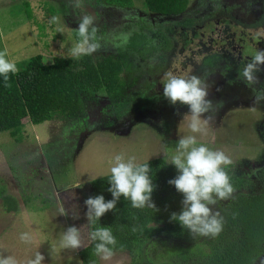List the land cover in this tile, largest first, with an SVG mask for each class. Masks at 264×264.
Returning <instances> with one entry per match:
<instances>
[{"label": "rangeland", "instance_id": "1", "mask_svg": "<svg viewBox=\"0 0 264 264\" xmlns=\"http://www.w3.org/2000/svg\"><path fill=\"white\" fill-rule=\"evenodd\" d=\"M25 1L29 3L32 19L24 13ZM132 1L131 7L121 8L105 0H79V3L77 0H0V52L17 60L19 69L36 54L44 61L53 57L73 59L69 55L77 41L75 28L79 18L88 12L97 17L95 23L101 43L89 57L92 60L104 56L125 57L130 71H123L121 76L125 80L137 77L140 82L151 70L149 61H160L157 53L153 51L144 56L127 44L117 47L112 37L120 32L130 31L131 35L142 32L155 43L157 37L154 39L151 28L166 29L164 22H180L182 17L194 13L203 0H189L187 9L177 15L154 13L144 7L143 0ZM221 1L225 4L243 2ZM167 30L177 35L180 51L181 33L172 26ZM239 43V40L230 42L229 47L223 40L222 55L235 54L231 46ZM235 59L230 64L232 68L240 67ZM248 59L242 60L240 69ZM222 70L221 64L209 87V98L220 106L214 108V118L205 125L206 135L199 138L211 142L212 147L224 150L232 158V173L242 178L244 184L235 189L230 198L213 206L221 216L223 206L235 194L260 192L258 171L264 167V100L257 101L254 92V89L264 88V66L257 73L259 83L251 87L240 78L238 69L237 75L236 72L229 75L230 81L223 79ZM107 103L105 93H96L86 99L81 114L58 117L38 125L24 118L22 139L18 141L8 132H0V252L14 255L21 264L37 250L44 254V264H90L89 232L93 225L87 221L84 201L97 194H103L106 200L112 198L107 191L109 184L96 193L91 179L107 175L111 158L118 153L134 156L139 162L158 157L166 162L163 151L171 154L180 136L192 134L187 118H183L188 112L187 105H173L167 98L152 97L122 117L114 118L107 114ZM2 194L16 199L17 210L5 209ZM61 208L64 214H60ZM173 222L178 232L166 231L168 247L170 244L189 247L209 239L191 234L177 221ZM100 223L135 229L139 228L140 220L136 208L121 197L116 208L100 218ZM72 225L79 228L81 247L61 248L59 235L63 228ZM22 232L30 235L29 242L20 240ZM98 264H130V255L114 252L109 261L99 259ZM258 264H264V258Z\"/></svg>", "mask_w": 264, "mask_h": 264}, {"label": "trees", "instance_id": "2", "mask_svg": "<svg viewBox=\"0 0 264 264\" xmlns=\"http://www.w3.org/2000/svg\"><path fill=\"white\" fill-rule=\"evenodd\" d=\"M105 2L121 8H129L133 4L132 0ZM143 2L148 11L175 15L186 10L189 0ZM24 13L32 19L27 1L24 2ZM150 31L154 39L159 35L161 40L153 43V38L139 32L130 36L127 46L146 56L160 46L170 45L162 27L151 28ZM123 71H130V63L125 57L104 56L95 60L89 56L79 59L53 57L44 61L40 54L33 55L18 73L10 76L7 83L0 78V132H8L15 140H21L24 118L38 125L58 117L81 114L86 99L96 93L106 94L107 114L120 118L143 102L138 94L130 91L135 78L125 80L121 76ZM144 162H148L152 169L150 175L155 187L151 198L157 210L136 208L140 225L135 230L105 224L113 229L118 241L114 252H127L130 264L143 261L145 264H258L264 258V167L258 171L262 185L260 192L237 193L223 206L224 226L217 236L189 247L172 244L168 247L166 231L178 232L170 215L180 210L183 198V194L168 183L177 175V170L160 157ZM227 171L234 190L241 188L244 181L233 175L232 165L227 167ZM107 177L108 174L90 181L96 193L109 184ZM1 199L7 211L17 210L16 199L5 194ZM91 245L90 264H98L99 258L94 255Z\"/></svg>", "mask_w": 264, "mask_h": 264}, {"label": "clouds", "instance_id": "3", "mask_svg": "<svg viewBox=\"0 0 264 264\" xmlns=\"http://www.w3.org/2000/svg\"><path fill=\"white\" fill-rule=\"evenodd\" d=\"M96 20L97 17L88 12L79 18L78 27L75 28L78 39L70 48L69 56L73 59L91 56L101 47ZM130 36V31L120 32L115 34L112 40L119 47L126 45ZM262 66L264 50L256 49L239 70V76L251 87L258 82L257 73ZM19 70L17 60L9 59L6 53L0 52V78L5 83ZM162 83L163 96L171 104L180 103L188 106V112L183 118H187V126L192 133L180 136L171 154L167 150L163 151L164 157H167L165 163H171L177 170V175L170 178L168 183L183 194L180 210L173 211L170 219L177 221L191 234L215 237L223 230L224 218L213 206L218 201L227 200L234 192L227 171V167L233 161L224 150L212 147L211 142H203L199 137L206 135L205 125L214 118V108L218 109L220 105L214 104L209 98L210 85L205 77L192 74V71L187 74L168 72ZM254 92L257 101L264 100V88L254 89ZM150 172L152 169L148 162H139L134 156L125 157L118 153L111 158L108 169L107 180L110 186L107 191L111 193L112 198L106 200L103 194H97L85 199L84 204L87 206L85 215L87 221L93 225L89 238L93 244V253L100 260L109 261L118 244L113 229L101 224L100 218L107 211L114 210L121 197L130 201L133 208L147 207L157 210L151 198L155 185ZM98 177L100 176H95L91 180L94 181ZM60 214H64L63 208L60 209ZM30 239L27 232L20 234L21 241L29 242ZM59 245L61 248H80L79 228L74 225L63 228L59 235ZM44 261V254L37 250L23 264H44ZM0 264L21 262L14 255L0 252Z\"/></svg>", "mask_w": 264, "mask_h": 264}, {"label": "flooded vegetation", "instance_id": "4", "mask_svg": "<svg viewBox=\"0 0 264 264\" xmlns=\"http://www.w3.org/2000/svg\"><path fill=\"white\" fill-rule=\"evenodd\" d=\"M239 8L241 10L238 13ZM164 24L166 29L162 27V33L170 45L154 50L160 61H149L151 70L145 74V78L138 82L139 79L133 77L135 82L130 91L138 94L143 101L152 97L165 99L162 81L168 72L187 74L192 71V74L205 77L212 87L211 82L220 71L221 64L224 67L223 79L229 81V75L234 72L238 74L237 69L240 70L243 59H250V54L256 49L264 50V0L234 1L232 4H225L221 0L206 3L203 0L198 3L194 13L182 17L180 22L167 21ZM169 26L181 33L180 51L178 37L169 33ZM157 40H161L159 35ZM223 40L229 47L230 42L240 41L238 46H231L235 54L229 53L228 57L222 55ZM233 58L240 67L230 66L235 62Z\"/></svg>", "mask_w": 264, "mask_h": 264}]
</instances>
